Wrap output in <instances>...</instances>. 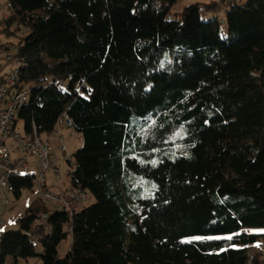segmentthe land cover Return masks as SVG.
Listing matches in <instances>:
<instances>
[{
  "label": "trees",
  "instance_id": "trees-1",
  "mask_svg": "<svg viewBox=\"0 0 264 264\" xmlns=\"http://www.w3.org/2000/svg\"><path fill=\"white\" fill-rule=\"evenodd\" d=\"M177 1L5 0L6 89L25 131L81 138L68 181L93 203L37 197L0 264H264V0H224L225 29L199 16L217 2ZM34 179L15 170L16 200Z\"/></svg>",
  "mask_w": 264,
  "mask_h": 264
},
{
  "label": "built area",
  "instance_id": "built-area-1",
  "mask_svg": "<svg viewBox=\"0 0 264 264\" xmlns=\"http://www.w3.org/2000/svg\"><path fill=\"white\" fill-rule=\"evenodd\" d=\"M15 72L9 75L7 82L0 85V201L4 205H10L11 200L8 195L12 194L13 188L9 185L12 175L15 172V159L22 162V170H29L27 158L31 157L38 160V176L36 177L35 186L38 194L46 203L55 209L71 210V202L76 200H85V193L80 190H71L70 188L60 192L59 194L50 193L47 173L52 170L53 179L56 185L59 184L60 172L53 166L51 155L53 152V142L55 139L59 141V150L64 156L65 161L69 159L66 146L63 144V138L58 133H50L47 135L38 134L36 128L31 125L29 132L20 133L18 124L23 103L27 100L26 92L18 90L8 91L6 87L14 80ZM22 122V121H21ZM66 127H69L71 121L64 120ZM24 126V125H23ZM79 139H81L79 137ZM42 221L47 218V214L40 215ZM2 222H0V239L3 235Z\"/></svg>",
  "mask_w": 264,
  "mask_h": 264
},
{
  "label": "rangeland",
  "instance_id": "rangeland-1",
  "mask_svg": "<svg viewBox=\"0 0 264 264\" xmlns=\"http://www.w3.org/2000/svg\"><path fill=\"white\" fill-rule=\"evenodd\" d=\"M212 1L217 2L218 7L215 12H206L204 10H201L199 12V16L201 20L211 19L213 17H217L222 24V28L225 29V11L228 10L227 7V1L226 3L224 0H179L177 3L174 4L172 7V13H175V11H180L183 7L193 4V3H210ZM237 3H241V0H237ZM8 8L5 5V0H0V19L3 16H6L8 14ZM225 31V30H224ZM17 38L14 36L7 37L0 35V79L1 81L4 78H7L9 75H11L15 70L19 68V64L17 63H10L7 64V58L14 56L16 54V47L15 44L17 43ZM2 46L5 47V49L2 48ZM0 81V82H1ZM18 131L20 133H24V126L23 123L20 121L18 124ZM54 132H57L61 134L64 138L63 144L67 148L69 161H72L73 154L79 149L81 146V139H79L78 135L75 132H72L69 128L61 127V122L57 124L56 130ZM58 140V139H57ZM54 145L57 144V141L53 142ZM58 145V144H57ZM27 163H29V170L27 172H24L22 170V162L20 161L16 165V172H20L23 175H34L35 177L38 176V160L28 157ZM51 162L54 167H56L60 172V180L59 184L56 185V181L53 179L52 170H48L47 178H48V184L50 187V193L59 194L60 191H63L66 187H68V176L67 172L71 169V167L68 165V163L65 161L64 156L61 154V151L58 148H55V151L52 152L51 155ZM34 179V183H35ZM64 183V185H63ZM9 199L11 200L10 205H4L3 202L0 201V222H2V228L1 230L3 232L16 230L17 227V219H19L23 214L28 205H30L34 200L39 197L38 190L35 185L32 186L30 190H23L21 197L16 200L12 194L8 195ZM75 206L76 211H80L85 207L90 206L93 203L92 196L87 193L85 200H76L72 202ZM259 232L264 233V230H260ZM223 238V237H221ZM209 239H217V238H208ZM203 240L202 238H192L188 239L185 242H192V241H198ZM34 248L37 252V254H40L42 252L41 246L37 242H33ZM68 248V240L63 241L60 246V253L65 254ZM12 259L7 257L4 264H11ZM18 264H41L40 260L38 258H31L28 260L19 259Z\"/></svg>",
  "mask_w": 264,
  "mask_h": 264
},
{
  "label": "crops",
  "instance_id": "crops-1",
  "mask_svg": "<svg viewBox=\"0 0 264 264\" xmlns=\"http://www.w3.org/2000/svg\"><path fill=\"white\" fill-rule=\"evenodd\" d=\"M61 136H62V135H61ZM62 138H63V136H62ZM54 141H55V140H54ZM56 141H57V144H58V145H57V144L54 145V143H53V151H55V148H58V146H59V141H58L57 139H56ZM62 142H64V138H63V141H62ZM67 184H68V183H67ZM63 185H64V183H63ZM68 186H69V185H68ZM67 188H68V187H66L65 189H67ZM65 189H64V190H65ZM64 190H63V191H64ZM60 192H62V191H60Z\"/></svg>",
  "mask_w": 264,
  "mask_h": 264
},
{
  "label": "clouds",
  "instance_id": "clouds-1",
  "mask_svg": "<svg viewBox=\"0 0 264 264\" xmlns=\"http://www.w3.org/2000/svg\"><path fill=\"white\" fill-rule=\"evenodd\" d=\"M14 73V72H13ZM59 146H60V144H59ZM59 146H58V149H59ZM62 154V153H61ZM63 155V154H62ZM67 163L69 162V159L66 161ZM68 173L69 172H67V176H68ZM35 185V184H34ZM68 185H69V181H68ZM68 188H70V186H68ZM67 188V189H68ZM71 189V188H70ZM66 190V189H65ZM72 190V189H71ZM73 191H75V190H73ZM81 191V190H80ZM83 192V191H82ZM85 193V192H84ZM86 196H87V194L85 193V199H86ZM75 201V200H74ZM72 203V202H71ZM72 206V205H71Z\"/></svg>",
  "mask_w": 264,
  "mask_h": 264
}]
</instances>
